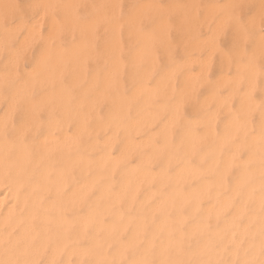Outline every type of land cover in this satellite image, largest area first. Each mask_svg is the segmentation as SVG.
<instances>
[{
  "label": "rangeland",
  "instance_id": "obj_1",
  "mask_svg": "<svg viewBox=\"0 0 264 264\" xmlns=\"http://www.w3.org/2000/svg\"><path fill=\"white\" fill-rule=\"evenodd\" d=\"M50 1L51 0H0V79L5 80L2 82L0 80V118L1 120L4 118L3 121L0 120V129L2 128V131L0 130V162H2L0 163V174L2 177L4 176L3 178L6 184V187H2L1 192L4 194L3 190H6L8 186L11 174L10 166L17 148L19 147L18 144L26 141L32 145V149L35 151L36 146H39L38 143L36 144V141L39 138L43 139L45 133H52L51 135L56 136L61 129H63L69 132V135H66L68 136L67 140H76V142L79 143L80 152L83 156L81 159L84 161L86 160L85 162L82 161L81 164V170L84 172L81 179H83L82 181H84V184L88 182L86 187L89 185V181L91 184L90 187L88 186L90 188L89 190L85 191L86 187L84 186L85 188L81 190L83 191L81 192L82 194L80 192L78 193V197L80 195L83 197H80L79 201L81 204L77 209L84 210L86 207L93 205L96 196L101 195L104 197L105 191L103 188L112 185V187H116L118 185L122 167L119 166L109 172L111 167L110 162H100L98 157L103 153H110L115 156V154H118L117 151L120 150L121 140L119 135L117 137L114 135V139H112L113 143L107 142L102 144V141L104 143L108 136L111 138L112 132L110 131H113V123L115 125V114L113 113L116 111V104H114L113 101L126 99L128 100V111L124 117L129 119V124L131 125H129V130H132L133 125H136V127L134 126L133 132L130 131L131 134L129 132V139L135 138V142L132 139L130 140L138 146L135 148V145L129 142V145L132 143L129 149V190L131 188V194H129V239L135 225H137V223L140 224V230L136 234L135 241L129 244V258L142 251L150 242L149 244L151 245L148 246L147 250L152 255L151 259H153V263L158 252L166 251V253L169 254L176 253L186 255L188 259L184 260L185 262L183 261L182 264H192L194 260L187 255H189L192 250L197 249L201 243H205L207 245L206 250L221 251L228 264H264V250H262L264 249V206H262L264 205V126H262L264 125V121H262V119L264 120V0H52L53 6L50 4ZM140 4L143 6L141 7ZM212 7L213 9H211ZM42 9L45 12H43ZM40 13L41 16L39 15ZM38 19H41V24ZM161 20L166 23H164L166 26H162L163 23ZM92 21L93 23H91ZM50 23L52 25H50ZM88 23L90 26L87 27L86 25H89ZM56 24L59 31H54L57 30ZM53 25L56 28H53ZM28 26H31L33 33L31 32V28L28 29ZM49 26L52 27L53 31L56 33L53 34L52 31L51 34ZM84 26L86 29H83ZM160 26L162 28H160ZM87 28L89 30H87ZM28 32L32 33L34 37L29 36ZM46 33H49V35ZM114 41L116 44H114ZM196 42L199 44L198 46L196 45L197 48L194 45ZM75 44V47H77L76 49L73 46ZM110 44L117 46L116 49L114 50L115 47H111ZM48 45L50 47H48ZM83 45H85L84 49L82 48ZM59 46H61L62 49H58ZM105 46H109L111 51L108 49L109 47L105 48ZM193 46L195 48H192ZM47 47L49 51L46 52L45 50ZM213 47L215 51L211 50ZM72 48V51L75 52L73 55L70 50ZM57 50H61L60 54ZM44 52L48 53V58H46ZM83 52H85L84 56L82 54ZM208 55L210 57H208ZM52 56L57 57L54 58ZM203 56L206 57L204 58ZM40 57L43 58V61ZM61 57H65L64 59L62 58L64 61ZM69 57H71L72 60L71 58L69 59ZM187 58L191 59L188 60ZM205 59H208L209 62ZM40 60L43 63L39 62ZM202 60L204 61L202 64L204 63L205 65V63H207L205 69L202 65V69H204L203 72L205 71L204 73L200 72ZM186 61L188 64H186ZM39 63H41V70ZM42 64L44 66H42ZM112 64L114 71L111 70ZM35 65L37 67H35ZM236 66H240V68ZM38 68L40 73H37ZM32 69H37V71ZM35 71L36 73H34ZM190 71H192V74L194 72L197 73L192 75ZM198 73L199 75H197ZM92 74H95L93 79H91L93 76ZM108 74L110 75L109 78L113 75L109 82V78L107 80L104 79ZM30 75H35L36 78H32L35 76L30 77ZM49 75L52 78L49 77ZM190 75L194 78H190ZM224 75L226 79L223 77ZM44 76L50 79L47 80ZM236 76L237 79H235ZM250 76L253 77V79H250ZM73 77H75V80ZM185 77H187V80ZM217 79L220 80L219 84ZM228 79L229 82L225 81ZM72 80L74 83H71L73 84L71 86L69 82ZM101 80L104 82H101ZM235 82L237 84H235ZM40 83L41 85H39ZM146 83H148V85ZM190 83L193 84L194 87ZM221 83L222 85H220ZM149 85L150 89L154 86L152 90L155 91L151 92L149 89L152 97L150 94V96H148L146 93ZM100 86H102L103 89H100ZM136 86H140V89L138 88L139 90L137 91L135 90ZM145 86L147 88L146 90ZM58 87L60 89H58ZM182 87L184 88L183 90ZM83 89L84 91L82 93ZM85 89L88 90L85 91ZM248 89H251L250 93ZM94 90H100L99 93H96V95L98 94L100 96L97 97ZM157 90L159 92H157ZM52 92L53 94H51ZM55 92L58 93V95H56ZM101 92H104L106 97L101 95ZM178 92H180L181 95ZM61 94H65L63 97L66 104L62 102L63 100L61 98L63 97ZM179 96H182V98ZM208 96L209 99L207 100ZM41 97L43 99H41ZM144 97L148 98L146 99ZM45 98H47L48 101H46ZM77 98L80 99L77 101ZM92 98L94 99L93 102H91ZM133 98L135 100H133ZM81 99L83 102H81L79 106V103L76 104V101L80 102ZM95 100L99 101L98 104H96L97 102L95 103ZM218 101L219 103H217ZM140 103H143L145 106L140 105ZM31 104H33V109ZM71 104H76L77 107ZM157 104H160L161 107ZM87 105L92 106L93 109L87 107ZM13 107L14 112L12 110ZM86 108H89V111L92 109V112L96 115L92 112L87 113L88 110ZM147 110L151 112L148 111L144 113ZM152 113L155 114L151 115ZM8 114L10 116H8ZM109 114L111 117H109ZM148 114L156 118H151ZM172 115L174 118H171ZM138 116L140 118H138ZM7 117H9V120ZM144 117L148 119L149 125H145L147 123H144ZM167 117H169V119ZM141 118H143V125ZM149 118L151 120H149ZM167 119L168 122H166ZM25 121L28 125H26V127L24 126ZM95 121L98 122L95 123ZM133 121L135 123L138 121L141 126L139 124L137 128V123L133 124ZM170 121L171 123H169ZM229 121L231 123H229ZM2 122L4 123L3 125ZM102 123H106L108 126L106 124H104L106 125L104 126ZM228 123L229 125H233L234 128H232L231 125L229 126ZM100 125H102V127H100ZM23 126L25 128H23ZM52 126L53 128H49ZM76 126L78 128L81 126V128H85L86 133L83 134L84 129H82L80 131L82 133L79 134L81 128L77 129ZM91 126H93V130L95 129L94 132ZM75 127L79 135L72 134L73 131L76 130ZM209 127H213V130L210 131L208 129ZM99 128L101 131H99ZM102 128L105 129V131H103ZM19 129H21L23 133H18L20 134L18 136L17 132H21ZM138 130L139 132H137ZM229 131L233 134L229 133ZM91 133H94V135ZM253 133L255 134L253 135ZM257 133H259L258 136L261 135L260 138L256 136ZM231 134L232 137L230 138ZM51 135L47 136L53 139ZM71 135H77V138ZM136 135L138 138L135 137ZM251 135L257 138L252 139ZM47 136L45 137L48 139ZM69 136L72 138L70 139ZM100 136L101 138H99ZM110 138L108 139L109 141ZM139 138H144V141ZM90 140L91 144H89ZM220 141L222 143H220ZM93 142L94 144H92ZM46 143H48V141H46ZM2 144L6 147L4 145L2 146ZM107 144L111 149H109ZM43 145L47 147V144ZM104 145H106V147ZM233 145H236V147H233ZM233 148L237 150L234 149V151ZM43 149L45 148L41 146L38 148L39 151ZM83 149L84 151H82ZM53 150H50L49 153H44V161H49L47 159H51V161L56 160L59 154L58 149ZM44 151L40 152L43 153ZM227 153H229L228 156ZM48 154L50 155L47 156ZM226 156L227 159H225ZM144 157H147V160H145ZM93 159L95 160L94 162H92ZM212 160L214 162H211ZM144 161L146 163H144ZM95 162L102 163L99 164L101 167L98 164L94 165ZM174 163H177V166L174 165ZM187 165L190 167L187 169L190 175L187 174L188 172L184 173ZM222 165L224 167H222ZM178 166H181L180 168L182 171L177 170V168H179ZM141 168L142 170L139 171ZM184 168L185 170H183ZM192 169L195 170L193 173L191 172ZM262 169L263 171H261ZM146 170L149 174H143ZM174 170L178 173L180 172V174ZM152 173L155 174V176L153 175L154 177H152ZM158 173L160 175H158ZM145 175L148 178H146ZM179 175L183 180H181L182 178H180ZM24 176L26 181H30L29 176ZM141 176L144 178H141ZM175 177H177V179ZM71 179L76 183L79 181V173L76 169L72 170L70 180ZM137 179L138 182L135 181ZM92 180H94V182ZM139 180L143 182H139ZM215 180L217 182H214ZM203 182L206 183L207 186L205 184L203 185ZM135 183H139L137 188L136 185L134 186ZM236 184H238V186H235ZM53 186L55 185L50 186L49 184L46 187L51 188ZM131 186H134L136 189ZM248 186H250V188H248ZM81 187L79 188L81 189ZM132 189H134V191H132ZM192 190L197 193L193 192L195 196H193V193H190ZM227 190L228 192L232 191L230 193L233 194L231 195ZM186 191L189 193H185ZM148 192H151L149 193L150 197H147ZM47 195L49 196L50 194L47 193ZM47 195L45 196L48 197ZM168 197H174V199L171 198V200H168ZM177 198L179 201H177ZM221 198L224 199V202L226 200L229 202L227 201L228 204L218 211L219 207L221 208L223 204H221ZM237 198L240 201H238ZM259 199L260 201L257 202ZM213 200L215 210L211 211L213 207L210 202ZM90 201H93V203ZM209 203L210 205L208 206ZM152 205H157V207ZM204 205L209 208L206 209L203 207V210L200 211ZM218 205L220 206L216 209L215 207ZM165 206H167V208ZM210 206L212 209H210ZM232 212L234 213L232 214ZM231 214L233 215L232 217ZM251 214H253L254 217ZM176 215L179 218H177ZM249 216L251 218H249ZM249 219L252 221L250 222ZM188 226L189 229H187ZM243 227L245 228L244 230ZM194 228H196L195 231L193 230ZM228 233L232 236H229ZM178 234H180V236ZM177 236H179V238ZM84 240H86L85 237L79 241L81 246H84ZM46 255L47 252L45 251L39 257V264L44 263ZM248 259H250V261H248ZM237 260L238 263H236Z\"/></svg>",
  "mask_w": 264,
  "mask_h": 264
},
{
  "label": "bare ground",
  "instance_id": "obj_2",
  "mask_svg": "<svg viewBox=\"0 0 264 264\" xmlns=\"http://www.w3.org/2000/svg\"><path fill=\"white\" fill-rule=\"evenodd\" d=\"M45 1V0H44ZM52 1V0H51ZM50 1V2H51ZM38 2V1H37ZM42 2V1H41ZM73 2V1H72ZM146 2V1H145ZM250 2V1H249ZM49 3V2H48ZM144 3V2H143ZM40 4V3H39ZM44 4V3H43ZM51 5H52V2L50 3ZM70 4H72V3H70ZM152 4V3H151ZM69 5V4H68ZM141 5V4H140ZM145 5H147V4H145ZM48 6V5H47ZM46 6V7H47ZM53 6V5H52ZM143 5H141V7H142ZM150 6V5H149ZM212 6V5H211ZM67 7V6H66ZM145 7V6H144ZM206 7V6H205ZM209 7V6H208ZM48 8V7H47ZM108 8V7H107ZM142 9V8H141ZM144 9V8H143ZM170 9V8H169ZM209 9H210V7H209ZM211 9H213V7L211 8ZM215 9V8H214ZM227 9V8H226ZM43 10V9H42ZM168 10V9H167ZM171 10V9H170ZM204 11V10H203ZM41 12V11H40ZM43 12H45L44 10H43ZM142 12V11H141ZM140 12V13H141ZM211 12V11H210ZM44 14V13H43ZM43 14H42V16H43ZM113 14V13H112ZM40 16H41V13L39 14ZM139 15V14H138ZM38 16V15H37ZM106 16V15H105ZM108 16V15H107ZM49 17V16H48ZM40 18V17H39ZM54 18V17H53ZM40 20L41 19H38V21L40 22ZM56 20V19H55ZM102 20V19H101ZM52 21V20H51ZM137 21V20H136ZM42 22V21H41ZM41 22H40V24H41ZM57 22V21H56ZM55 22V23H56ZM62 22V21H61ZM131 22V21H130ZM161 22H162V20H161ZM21 23V22H20ZM19 23V24H20ZM90 23V22H89ZM88 23V24H89ZM91 23H93V21L91 22ZM163 24H162V26L164 25V26H166L165 24V22L163 21L162 22ZM165 23V24H164ZM26 24V23H25ZM27 25V24H26ZM50 25H52L51 23H50ZM55 25V24H54ZM53 25V28L55 27ZM85 25V24H84ZM171 25V24H170ZM191 25V24H190ZM61 26H62V24H61ZM87 27L88 26H90V24L89 25H86ZM199 26V25H198ZM29 28L28 29H30L31 28V26H28ZM56 27H57V24H56ZM55 27V28H56ZM183 27V26H182ZM191 27V26H190ZM53 28L52 27H50L49 26V29H51V30H49V31H51V34H52V31H53ZM116 28V27H115ZM153 28V27H152ZM160 28H162L161 26H160ZM159 28V29H160ZM199 28V27H198ZM83 29H86L85 28V26H84V28ZM163 29H166V28H163ZM64 30V29H63ZM87 30H89L88 28H87ZM86 30V31H87ZM161 30V29H160ZM181 30V29H180ZM29 31V30H28ZM35 31V30H34ZM54 31H59L58 30V27H57V30H54ZM53 31V34L54 33H56V32H54ZM31 32H32V28H31ZM63 32V31H62ZM29 33V32H28ZM33 33V32H32ZM32 33H29V36H32V37H34L33 36V34ZM50 33V32H49ZM49 33H46V34H48L49 35ZM88 33H91V32H88ZM30 34H32V35H30ZM171 34V33H170ZM67 35V34H66ZM28 36V37H29ZM139 36H140V34H139ZM150 36H152V35H150ZM162 36V35H161ZM49 37V36H48ZM27 38V37H26ZM30 38V37H29ZM139 38V37H138ZM143 38V37H142ZM145 38V37H144ZM186 38V37H185ZM34 39V38H33ZM92 39V38H91ZM140 39V38H139ZM187 39V38H186ZM49 40V39H48ZM53 40V39H52ZM89 40V39H88ZM101 40V39H100ZM50 42V41H49ZM79 42V41H78ZM200 42V41H199ZM77 43V42H76ZM198 42H196V44L194 43V45L196 46H198L199 44H197ZM114 44H116L115 43V41H114ZM50 45V44H49ZM48 45V47H50ZM78 45V44H77ZM111 45V44H110ZM74 47L76 46V44L75 45H73ZM84 46L85 45H83L82 46V48L84 49ZM115 47L114 48V50L116 49V47L117 46H114L113 44L111 45V47ZM197 46H196V48H197ZM212 46V45H211ZM48 47L46 48V52L47 51H49L48 50ZM54 47V46H53ZM61 46H59V48L58 49H62V47L60 48ZM72 47V46H71ZM107 47H109V46H107ZM106 46H105V48H107ZM215 47V46H214ZM214 47H213V49H211V50H214ZM66 48V47H65ZM77 47H75V49H76ZM79 48V47H78ZM139 48V47H138ZM192 48H195L194 46L192 47ZM212 48V47H211ZM110 51H111V48L109 47L108 48ZM219 49V48H218ZM54 50H56V49H54ZM71 50V54L73 55V53H75L74 51H72L73 50V48L72 49H70ZM113 50V49H112ZM187 50H189V49H187ZM199 50V49H198ZM61 51V50H60ZM60 51L59 50H57V52H59V54H60ZM87 51V50H86ZM134 51H136V50H134ZM142 51V50H141ZM193 51V50H192ZM215 51V50H214ZM46 52H44V54H46L45 56H46V58H48L47 57V55H48V53H46ZM77 52H78V50H77ZM196 52V51H195ZM209 52V51H208ZM211 52V51H210ZM43 53V52H42ZM41 53V54H42ZM54 53V52H53ZM68 53H69V50H68ZM84 53L85 52H83L82 54H83V56H84ZM107 53H109V52H107ZM91 54V53H90ZM101 54V53H100ZM110 54V53H109ZM139 54H140V52H139ZM145 54V53H144ZM206 54V53H205ZM43 55V54H42ZM53 55H55V54H53ZM66 55H67V52H66ZM86 55V54H85ZM103 55V54H102ZM133 55V54H132ZM223 55H224V53H223ZM222 55V56H223ZM49 56V55H48ZM57 56H58V54H57ZM56 56V57H57ZM71 56V55H70ZM135 56H137V55H135ZM134 56V57H135ZM52 57H54V58H56L55 56H52ZM66 57H68V56H66ZM133 57V58H134ZM138 57H139V55H138ZM187 57H189V56H187ZM193 57V56H192ZM204 57V56H203ZM206 57V56H205ZM204 57V58H205ZM208 57H210L209 55H208ZM238 57V56H237ZM41 58V60L43 61V58L42 57H40ZM45 58V59H46ZM59 58V57H58ZM57 58V59H58ZM63 57H61V59H62ZM65 58V57H64ZM63 58V59H64ZM71 57H69V59H70ZM104 58V57H103ZM117 58V57H116ZM224 58V57H223ZM225 58H227V57H225ZM235 58V57H234ZM44 59V60H45ZM62 59V60H63ZM81 59H82V57H81ZM137 59V58H136ZM138 59H140V58H138ZM164 59V58H163ZM188 59V58H187ZM191 59V58H190ZM190 59H188V60H190ZM197 59L199 60V58L197 57ZM209 59V58H208ZM208 59H205V60H207L208 61ZM39 61V62H41V63H43L42 61ZM53 60H55V61H57L56 59H53ZM66 60V59H65ZM71 60H72V58H71ZM74 60V59H73ZM84 60V59H83ZM133 60V59H132ZM152 60V59H151ZM210 60V59H209ZM220 60V59H219ZM225 60V59H224ZM50 61V60H49ZM64 61V60H63ZM75 61V60H74ZM134 61H136V60H134ZM133 61V62H134ZM138 61V60H137ZM196 61V60H195ZM221 61V60H220ZM52 62H54V61H52ZM51 62V63H52ZM73 62V61H72ZM76 62V61H75ZM112 62V61H111ZM110 62V63H111ZM202 62H204L203 60L201 61V64H200V67H201V70H200V72H202V73H204L203 72V70L205 69V65H207V63H205V65H204V63L202 64ZM209 62V61H208ZM41 63H39V67H40V70L42 69L41 68ZM69 63V62H68ZM67 63V64H68ZM71 63V62H70ZM100 63V62H99ZM114 63V62H113ZM182 63V62H181ZM183 63H184V61H183ZM191 63V62H190ZM196 63V62H195ZM21 64V63H20ZM49 64V63H48ZM108 64H109V62H108ZM115 64H116V62H115ZM115 64H114V66H115ZM117 64H118V62H117ZM121 64V63H120ZM132 64H134V63H132ZM176 64V63H175ZM186 64H188V62L186 61ZM220 64V63H219ZM52 65V64H51ZM73 65V64H72ZM135 65H136V63H135ZM204 66V69H202V67ZM42 66H44L43 64H42ZM54 66V65H53ZM52 66V67H53ZM226 66V65H225ZM35 67H37L36 65H35ZM56 67V66H55ZM72 67H74V66H72ZM199 67V66H198ZM237 68H240V66L238 67V66H236ZM243 67V66H242ZM241 67V68H242ZM32 68V67H31ZM30 68V69H31ZM76 68V67H75ZM80 68V67H79ZM112 69L111 70H113V64H112V67H111ZM245 68V67H244ZM243 68V69H244ZM25 69V68H24ZM47 69V68H46ZM49 69V68H48ZM71 69V68H70ZM77 69V68H76ZM119 69V68H118ZM234 69H236V68H234ZM243 69H241V70H243ZM32 70H36L37 71V69H32ZM31 70V71H32ZM50 70V69H49ZM80 70V69H79ZM115 70L117 71V69L115 68ZM199 70H197V71H199ZM240 70V69H239ZM252 70H254V71H256L255 69H252ZM36 71L34 72V73H36ZM64 71V70H63ZM69 71V70H68ZM114 71V70H113ZM196 71V70H195ZM1 72V71H0ZM51 72V71H50ZM58 72V71H57ZM109 72H110V69H109ZM192 71H190V73H191ZM194 72V71H193ZM253 72V71H252ZM13 73V72H12ZM30 73V72H29ZM37 73H40L39 72V68H38V71H37ZM64 73V72H63ZM118 73V72H117ZM189 73V74H190ZM194 73H197V72H194ZM193 73V74H194ZM207 73V72H206ZM205 73V74H206ZM251 73V72H250ZM7 74V73H6ZM48 74V73H47ZM46 74V75H47ZM65 74V73H64ZM109 74H111V73H109ZM107 75L106 77H104V79L105 80H107L108 78H109V76L110 75ZM167 75H169L168 73H166ZM172 74V73H171ZM192 74V73H191ZM192 74V75H193ZM201 74V73H200ZM236 74V73H235ZM253 74V73H252ZM36 75V74H35ZM35 75H30V77L31 76H35ZM84 75V74H83ZM93 75V74H92ZM95 75V74H94ZM94 75L91 77V79H93V77H94ZM105 75V74H104ZM166 75V76H167ZM188 75V74H187ZM197 75H199V73L197 74ZM196 75V76H197ZM237 75V74H236ZM239 75V74H238ZM42 76H43V74H42ZM54 76H55V74H54ZM113 75H111V77H112ZM186 76V75H185ZM191 76V75H190ZM189 76V77H190ZM195 76V77H196ZM219 76V75H218ZM221 76H222V74H221ZM232 76H234V75H232ZM23 77V76H22ZM45 77V76H44ZM47 77V76H46ZM45 77V78H46ZM49 77H51L50 75H49ZM111 77L109 78V80H108V82L110 81V79H111ZM168 77V76H167ZM200 77V76H199ZM223 77H225V75L223 76ZM32 78H36V76L35 77H32ZM52 78V77H51ZM55 78H57V77H55ZM74 78V80H75V77H73ZM190 78H194L193 76H191ZM220 78V77H219ZM228 78V77H227ZM230 78V77H229ZM253 79V77H251L250 76V79ZM13 79V78H12ZM43 79V78H42ZM47 79V78H46ZM50 79V78H49ZM49 79H47V80H49ZM89 79V78H88ZM96 79V78H95ZM113 79V78H112ZM185 79L187 80V77H185ZM189 79V78H188ZM203 79V78H202ZM205 79V78H204ZM214 79H216V78H214ZM225 79H226V77H225ZM235 79H237V76L235 77ZM249 79V80H250ZM1 80V79H0ZM32 80V79H31ZM53 80V79H52ZM102 80H103V78H102ZM101 80V82H104V81H102ZM197 80V79H196ZM195 80V81H196ZM218 80V79H217ZM2 81H5V80H1V82ZM32 81H35V80H32ZM40 81V80H39ZM44 81V80H43ZM56 81V80H55ZM54 81V82H55ZM77 81V80H76ZM93 81V80H92ZM91 81V82H92ZM167 81V80H166ZM171 81V80H170ZM199 81V80H198ZM202 81V80H201ZM219 81L220 80H218L217 82H218V84H219ZM225 81H228L229 82V79L228 80H225ZM224 81V82H225ZM235 81V80H234ZM251 81V80H250ZM53 82V83H54ZM190 82H191V80H190ZM197 82V81H196ZM200 82V81H199ZM203 82V81H202ZM237 82V81H236ZM235 82V84H237ZM248 82V81H247ZM252 82H253V80H252ZM32 83H36V82H32ZM42 83V82H41ZM41 83L39 84V85H41ZM70 84L71 83H74V81L72 80L71 82H69ZM93 83V82H92ZM155 83H157V82H155ZM215 83H216V80H215ZM226 83V82H225ZM38 84V83H37ZM48 84V83H47ZM102 84V83H101ZM118 84V83H117ZM147 85H148V83H146ZM191 84V83H190ZM217 84V85H218ZM252 84H254V83H252ZM252 84H249V85H252ZM20 85V84H19ZM18 85V86H19ZM22 85V84H21ZM24 85V84H23ZM32 85V84H31ZM34 85H36V84H34ZM45 85V84H44ZM51 85V84H50ZM53 85H55V84H53ZM62 85V84H61ZM73 84H71V86H72ZM76 85V84H75ZM92 85V84H91ZM188 85V84H187ZM192 86H193V84H191ZM220 85H222V83L220 84ZM224 85V84H223ZM47 86V85H46ZM151 86H152V84H151ZM157 86V85H156ZM162 86H163V84H162ZM167 86V85H166ZM172 86V85H171ZM190 86V85H189ZM1 87V86H0ZM23 87V86H22ZM31 87V86H30ZM57 87V86H56ZM102 86H100V89H103V87L101 88ZM148 87V86H147ZM184 87V86H183ZM182 87V90L185 88H183ZM194 87V86H193ZM232 87H233V84H232ZM247 87V86H246ZM19 88V87H18ZM44 88V87H43ZM46 88V87H45ZM60 88H61V86H60ZM59 87H58V89H60ZM83 88H85V87H83ZM88 88H90V87H88ZM117 88V87H116ZM137 88V89H136ZM136 88H135V90L137 91V90H139L140 89V86H136ZM139 88V89H138ZM152 88H154V86L152 87ZM152 88L150 89V85H149V88H148V90L150 89L151 90V92L152 91H155V90H152ZM181 88V87H180ZM252 88V87H251ZM21 89V88H20ZM28 89V88H27ZM66 89V88H65ZM64 89V90H65ZM147 88H146V86H145V90H146ZM56 90H57V88H56ZM55 90V91H56ZM69 90V89H68ZM86 90H88V89H85V91ZM144 90V91H145ZM146 91V93L148 94V96H150L151 95V97H152V94L150 93V90L149 91ZM158 90H159V88H158ZM157 90V92H159ZM187 90V89H186ZM250 90L251 89H248V91H249V93H250ZM25 91H26V89H25ZM61 91V90H60ZM66 91V90H65ZM65 91H64V93H65ZM83 91H84V89L82 90V93H83ZM95 91V90H94ZM96 91H98V92H96ZM95 91V95H96V93H99L100 92V90H96ZM128 91V90H127ZM134 91V90H133ZM132 91V92H133ZM185 91V90H184ZM241 91H244V90H241ZM19 92V91H18ZM54 92V91H53ZM53 92L51 93V94H53ZM57 92H58V90H57ZM68 92V91H67ZM119 92V91H118ZM193 92V91H192ZM228 92V91H227ZM50 93V92H49ZM56 93V92H55ZM59 93V92H58ZM58 93H56V95H58ZM61 93H62V91H61ZM94 93V92H93ZM92 93V94H93ZM137 93H141V92H137ZM180 95H181V93L180 92H178ZM188 93V92H187ZM225 93V92H224ZM242 93V92H241ZM15 94V93H14ZM13 94V95H14ZM19 94H20V92H19ZM23 94V93H22ZM66 94V93H65ZM65 94H61L62 95V97L63 96H65ZM101 95H104V92L102 93H100ZM129 94V93H128ZM150 94V95H149ZM211 94V93H210ZM214 94V93H213ZM243 94V93H242ZM46 95V94H45ZM55 95V94H54ZM67 95V94H66ZM132 95V94H131ZM139 95V94H138ZM157 95H158V93H157ZM161 95V94H160ZM182 95H183V93H182ZM226 95V94H225ZM229 95V94H228ZM19 96V95H18ZM50 96V95H49ZM52 96V95H51ZM60 96V95H59ZM59 96H58V98H59ZM97 97L98 96H100V95H96ZM133 96H134V94H133ZM230 96V95H229ZM245 96V95H244ZM39 97V96H38ZM43 97H45V96H43ZM57 97V96H56ZM55 97V98H56ZM104 97H106L105 95H104ZM180 97V96H179ZM203 97H205V96H203ZM212 97V96H211ZM50 98H53V97H50ZM113 98V97H112ZM144 98H146V97H144ZM143 98V99H144ZM148 98V97H147ZM146 98V99H147ZM150 98V97H149ZM180 98H182V96L180 97ZM41 99H43L42 97H41ZM60 99V98H59ZM58 99V100H59ZM63 101L62 102H64V97L63 98H61ZM61 99H60V101H61ZM76 99V98H75ZM80 99V98H79ZM78 98H77V101L79 100ZM97 99H99V98H97ZM96 99V100H97ZM100 99H103V98H100ZM106 99V98H105ZM145 99V100H146ZM209 99V96H208V98H207V100ZM216 99V98H215ZM13 100H15V99H13ZM20 100V99H19ZM45 100L46 101H48L47 100V98H45ZM66 100V99H65ZM92 101L91 102H93V98L91 99ZM95 100V103L96 104H98V102L99 101H96ZM133 100H135L134 98H133ZM182 100V99H181ZM219 100V99H218ZM222 101H224L223 99H221ZM242 100V99H241ZM38 101V100H37ZM67 101V100H66ZM76 101V104H78L79 103V106L81 105L80 103L81 102H83L82 101V99H81V101L80 102H77ZM101 101V100H100ZM103 101V100H102ZM112 101V100H111ZM159 101V100H158ZM16 102H17V100H16ZM36 102V101H35ZM114 102V104H116V111H115V113H113V114H115L114 116H115V125H114V123H113V126H114V128H113V131H110V132H112V135H111V138L108 136L107 138H106V136H105V138L107 139H105V141H104V143H103V141H102V144H105V143H109V142H112L113 143V140L112 139H114V135H115V137H117L118 135L120 136L119 138H120V140H121V142H120V150H118L117 152H118V154L116 155L115 154V156L114 155H112V154H110V153H103V154H101V156H99L98 157V160L100 161V162H102L103 161V163H109L110 162V169H109V172L111 171V170H114V169H116L117 167H122V172H121V175H120V180H119V183H118V185L116 186V187H112V186H110V187H106V188H103V190L105 191V195H104V197H102L101 195V197L100 196H96L95 197V200H94V204L93 205H90L89 207H86L84 210L83 209H77L79 206H80V201H79V199H80V197L82 196V195H80L79 197H78V193L80 192H83V191H81V190H83L85 187H86V184H88V182L86 183V184H84V181H82L83 179H81L82 178V176H83V173L84 172H82V170H81V164H82V161H84L83 159H81V157H83L82 156V153L80 152V145H79V143L78 142H76V140L75 141H72V140H67V138H68V136H66V135H69L68 133V131L66 132L65 130H63V129H61V131L55 136V135H51V134H49V133H45V135L43 136V139L42 138H39L37 141H36V144L38 143L39 144V146H36V148H35V151H33V149H32V145L31 144H29L28 142H26V141H23L22 143H19L18 144V148H17V151H16V153H15V155H14V159L12 160V164H11V166H10V168H11V174H10V178H9V183H8V186H7V188H6V190H3L4 191V194H3V192H1L2 190V187H4L6 184H5V182H4V176L2 177L1 176V174H0V264H39L38 263V259H39V257L46 251L47 252V255H46V258H45V261H44V263L43 264H182V262L184 261V260H186V259H188L187 257H186V255H182V254H176V253H171V254H169V253H166V251H160V252H158L157 254H156V256H155V258H154V263H153V259H151L152 258V255L149 253V251L147 250V248H148V246L149 245H151V244H149L148 242V244L146 245V247L145 248H143V250L142 251H140L139 253H137L135 256H132V257H130L129 258V244L133 241H135V238H136V234H137V232L140 230L139 229V225L140 224H138L137 223V225H135V227H134V229H133V231H132V235H131V237H130V239H129V194H131V188H130V190H129V152H130V145L133 143V141H134V139H132V138H130V139H132V140H130L129 139V132L131 131V132H133V130H134V126L136 127V125H133L132 126V130H129L130 128V124H129V119L126 117H124L125 116V114L127 113V111H128V100H126V99H121V100H114L113 101ZM175 102V101H174ZM216 102V101H215ZM10 103H12V102H10ZM89 103V102H88ZM110 103V102H109ZM217 103H219V101L217 102ZM221 103V102H220ZM243 103V102H242ZM22 104V103H21ZM37 104V103H36ZM59 104V103H58ZM64 104H66L65 102H64ZM76 104H71L72 106H76ZM91 104V103H90ZM179 104V103H178ZM203 104V103H202ZM201 104V105H202ZM245 104V103H244ZM250 104V103H249ZM253 104V103H252ZM32 105L33 104H31V107H32ZM93 105V104H92ZM111 105V104H110ZM140 105H143V106H145L143 103L141 104L140 103ZM149 105V104H148ZM158 106H160V104H157ZM207 105V104H206ZM13 106H14V104H13ZM172 106V105H171ZM178 106V105H177ZM12 107V106H11ZM77 107V106H76ZM87 107H91L92 108V106H89V105H87ZM157 107V106H156ZM161 107V106H160ZM211 107V106H210ZM218 107V106H217ZM221 107V106H220ZM242 107V106H241ZM243 107H245V106H243ZM246 107H247V105H246ZM67 108V107H66ZM215 108V107H214ZM239 108V107H238ZM32 109H33V107H32ZM31 109V110H32ZM59 109H61V108H59ZM87 110L89 109V108H86ZM93 109V108H92ZM91 109V111H89L88 110V112L87 113H91L93 110ZM109 109H110V107H109ZM112 109V108H111ZM113 109L115 110V108L113 107ZM217 109V108H216ZM226 109V108H225ZM13 112H14V107H13ZM86 110V111H87ZM134 110V109H133ZM138 110H140V109H138ZM211 110V109H210ZM63 111V110H62ZM97 111V110H96ZM136 111H137V109H136ZM151 112L150 110H147L146 112H144V113H147V112ZM162 111V110H161ZM67 112H68V110H67ZM76 112V111H75ZM9 113V112H8ZM62 113V112H61ZM85 113V112H84ZM93 114H95L94 112H92ZM174 113H175V111H174ZM10 114V113H9ZM8 114V116H10ZM46 114V113H45ZM65 114V113H64ZM82 114V113H81ZM80 114V115H81ZM155 114V113H154ZM153 113L151 114V115H154ZM264 114V113H263ZM14 115V114H13ZM41 115V114H40ZM86 115V114H85ZM96 115V114H95ZM2 116V115H1ZM56 116H57V114H56ZM105 116V115H104ZM113 116V117H114ZM148 116H150V114H148ZM168 116V115H167ZM3 117V116H2ZM86 117V116H85ZM89 117V116H88ZM95 118H97L96 116H94ZM109 117H111L110 116V114H109ZM147 117V116H146ZM151 117V116H150ZM173 117V115L171 116V118ZM8 118V120H9V117H7ZM12 118V117H11ZM14 118H16V117H14ZM34 118H35V116H34ZM44 118V117H43ZM84 118V117H83ZM108 118V117H107ZM138 118H140L139 116H138ZM145 118V117H144ZM148 118V117H147ZM147 118H145V120H144V123L146 122L147 124H145V125H149L148 123H149V121H148V119ZM151 118H154V117H151ZM156 118V117H155ZM154 118V119H155ZM168 119H169V117H167ZM170 118V119H171ZM174 118V117H173ZM211 118V117H210ZM214 118V117H213ZM4 119V118H3ZM3 119L1 120V118H0V120L1 121H3ZM87 119V118H86ZM85 119V120H86ZM143 118H141V121H142V125H143V120H142ZM153 119V120H154ZM165 119V118H164ZM168 119H167V121L166 122H168ZM7 120V121H8ZM81 120V119H80ZM136 120V119H135ZM149 120H151L150 118H149ZM166 120V119H165ZM193 120V119H192ZM241 120V119H240ZM29 121H32V120H29ZM52 121V120H51ZM148 121V122H147ZM205 121V120H204ZM208 121V120H207ZM262 121H264L263 119H262ZM11 122V121H10ZM96 122H98V121H95V123ZM105 122V121H104ZM107 122V121H106ZM108 122H109V120H108ZM107 122V123H108ZM134 122V121H133ZM132 122V123H133ZM152 122V121H151ZM161 122V121H160ZM165 122V121H164ZM164 122H163V124H164ZM206 122V121H205ZM228 122V121H227ZM235 122H237V121H235ZM34 123V122H33ZM53 123V122H52ZM130 123H131V121H130ZM137 123V128L139 127V122L137 121L136 122ZM135 122L133 123V124H136ZM169 123H171V121L169 122ZM191 123H192V121H191ZM211 123V122H210ZM229 123H231L230 121H229ZM229 123H228V125H229ZM241 123H242V121H241ZM4 123L2 122V125H3ZM92 124V123H91ZM103 125L104 124H106V123H102ZM152 124V123H151ZM227 124V123H226ZM226 124H225V126H226ZM246 124V123H245ZM26 125H27V123H26V121H25V127H26ZM31 125H32V122H31ZM93 125V124H92ZM107 126H108V124H106ZM106 125H104V126H106ZM130 125V126H129ZM224 125V124H223ZM222 125V126H223ZM231 125V124H230ZM229 125V126H230ZM1 126V125H0ZM8 126H9V124H8ZM23 126V128H25ZM28 126V125H27ZM30 126V125H29ZM78 126V125H77ZM76 126V127H77ZM79 126H80V124H79ZM83 126V125H82ZM81 126V127H82ZM140 126H141V124H140ZM228 126V127H229ZM232 126V128H234L233 127V125H231ZM235 126H237V125H235ZM262 126H264V125H262ZM262 126H261V128H262ZM76 127H75V129H76ZM81 127H79V128H81ZM100 127H102V125H100ZM173 127V126H172ZM196 127V126H195ZM239 127V126H238ZM238 127H236V128H238ZM240 127H241V125H240ZM239 127V128H240ZM258 127V126H257ZM33 128V127H32ZM49 128H53V126L52 127H49ZM69 128V127H68ZM78 127H77V129H79ZM91 128H92V130H93V126H91ZM152 128V127H151ZM163 128V127H162ZM213 127H209L208 129L210 130V131H212L213 129H212ZM231 128V129H232ZM260 128V127H259ZM2 129V128H1ZM0 129V130H1ZM22 129V128H21ZM21 129H19V130H21ZM31 129V128H30ZM74 130L73 131V135L74 134H77V135H79V134H81L82 132H80L82 129H84L83 131V134L84 133H86V129L85 128H81L80 130H79V132H78V130ZM103 129V128H102ZM147 129H148V127H147ZM154 129V128H153ZM159 129V128H158ZM164 129H165V127H164ZM199 129V128H198ZM207 129V130H208ZM263 129H264V127H263ZM70 130V129H69ZM88 130V129H87ZM95 130V129H94ZM94 130H93V132H94ZM109 130H111V129H109ZM142 130V129H141ZM150 130H152V129H150ZM162 130V129H161ZM167 130V129H166ZM233 130H235V129H233ZM237 130V129H236ZM2 131V130H1ZM24 131H25V129H24ZM76 131H77V133H76ZM91 131V130H90ZM99 131H101V129L99 128ZM103 131H105V129H103ZM102 131V132H103ZM135 131H136V129H135ZM164 131V130H163ZM131 132H130V134H131ZM137 132H139V130L137 131ZM185 132V131H184ZM202 132H203V130H202ZM245 132V131H244ZM18 133H23V131L21 130V132H17V134ZM79 133V134H78ZM151 133V132H150ZM156 133V132H155ZM163 133V132H162ZM166 133V132H165ZM211 133V132H210ZM229 133H232L231 131H229ZM234 133H235V131H234ZM252 133V132H251ZM1 134V133H0ZM90 134V133H89ZM92 135H94V133H91ZM111 134V133H110ZM133 134V133H132ZM139 134V133H138ZM143 134V133H142ZM149 134V133H148ZM208 134V133H207ZM219 134V133H218ZM233 134V133H232ZM232 134H231V136H230V138L232 137ZM255 133H253V135H254ZM20 134H18V136H19ZM47 135H51V136H53V139H51L50 138V136H47ZM73 135H71L72 137H75V138H77L76 136L77 135H75V136H73ZM86 135V134H85ZM107 135H109V134H107ZM153 135V134H152ZM259 135V133H257L256 134V136L257 137H259L260 138V136H258ZM32 136V135H31ZM45 136H47L48 137V139L50 140H48ZM71 136H69V138L71 139L72 137ZM83 136V135H82ZM103 136V135H102ZM133 136V135H132ZM55 137V138H54ZM84 137V136H83ZM82 137V138H83ZM134 137V136H133ZM136 138H138L137 137V135L135 136ZM151 137V136H150ZM156 137V136H155ZM251 137H252V135H251ZM254 137V136H253ZM252 137V139H256L255 137L253 138ZM81 138V139H82ZM99 138H101V136L99 137ZM110 138V141L108 140ZM156 138H158V137H156ZM155 138V139H156ZM161 138V137H160ZM212 138V137H211ZM219 138H221V137H219ZM228 138V137H227ZM263 138V137H262ZM45 139H46V141H48V143H46V141H45ZM139 139H141V138H139ZM144 139V138H143ZM143 139H141L142 141H144ZM166 139V138H165ZM195 139V138H194ZM222 139V138H221ZM229 139V138H228ZM103 140V139H102ZM112 140V141H111ZM130 140V141H129ZM140 140V141H141ZM148 140V139H147ZM225 140V139H224ZM145 141H146V139H145ZM163 141H164V139H163ZM202 141V140H201ZM249 141H250V139H249ZM256 141V140H255ZM254 141V142H255ZM1 142V141H0ZM90 143L89 144H91V140L89 141ZM95 142H96V140H95ZM97 142H99V141H97ZM129 142H132V143H130V145H129ZM135 142V141H134ZM150 142V141H149ZM148 142V143H149ZM253 142V143H254ZM141 143V142H140ZM146 143V142H145ZM155 143H157V142H155ZM160 143V142H159ZM184 143V142H183ZM189 143V142H188ZM191 143V142H190ZM220 143H222L221 141H220ZM8 144H9V141H8ZM43 144H47V147H44V145ZM88 144V145H89ZM92 144H94V142L92 143ZM101 144V143H100ZM134 145H135V148H137L138 146H137V144H135V143H133ZM149 144H151V143H149ZM219 144V143H218ZM4 144H2V146H3ZM11 145V144H10ZM98 145V144H97ZM110 145V144H109ZM141 145V144H140ZM144 145H147V144H144ZM206 145V144H205ZM250 145V144H249ZM5 146V145H4ZM43 147V148H45V149H43V150H40L41 152L42 151H44V150H48V151H44L43 153H41L39 150H38V148L39 147ZM90 146V145H89ZM99 146V145H98ZM105 147H106V145H104ZM107 146H108V144H107ZM137 146V147H136ZM142 146H143V144H142ZM153 146V145H152ZM186 146V145H185ZM241 146V145H240ZM6 147V146H5ZM5 147H3V148H5ZM9 147V146H8ZM7 147V148H8ZM38 147V148H37ZM91 147V146H90ZM109 147V149H111V147L110 146H108ZM133 147V146H132ZM132 147H131V149H132ZM158 147H159V145H158ZM161 147H162V145H161ZM233 147H236V145H233ZM0 148H1V146H0ZM6 148V149H7ZM48 148H50V149H48ZM134 148V147H133ZM260 148V147H259ZM55 150V149H58V157L56 158V160L55 161H51V159H47V160H49V161H44V159H43V156H45L44 155V153H49L50 152V150ZM154 149V148H153ZM158 149V148H157ZM237 150L236 148H233V150ZM9 150V149H8ZM53 150V151H54ZM179 150V149H178ZM234 150V151H235ZM82 151H84V149L82 150ZM132 151H133V149H132ZM152 151V150H151ZM240 151V150H239ZM257 151V150H256ZM7 152V151H6ZM156 152V151H155ZM154 152V153H155ZM173 152V151H172ZM184 152V151H183ZM262 152H263V150H262ZM2 153V152H1ZM96 153V152H95ZM114 153V152H113ZM144 153V152H143ZM236 153V152H235ZM43 154V155H42ZM50 154H48L47 156H49ZM51 155H52V153H51ZM144 155V154H143ZM151 155H152V152H151ZM158 155H159V153H158ZM166 155V154H165ZM229 155V153H227V156ZM235 155V154H234ZM242 155V154H241ZM153 156V155H152ZM227 156L225 157V159H227ZM243 156V155H242ZM52 157V156H51ZM55 157V156H54ZM155 157V156H154ZM231 157H233V156H231ZM2 158V157H1ZM85 158V157H84ZM147 157H144V159L145 160H147L146 159ZM242 158V157H241ZM260 158V157H259ZM258 158V159H259ZM208 159V158H207ZM230 159V158H229ZM256 159V158H255ZM2 160V159H1ZM130 160H133V159H130ZM166 160V159H165ZM178 160V159H177ZM241 160V159H240ZM51 161V162H50ZM86 161V160H85ZM84 161V162H85ZM95 160L93 159V161L92 162H94ZM153 161V160H152ZM160 161V160H159ZM191 161H194V160H191ZM230 161V160H229ZM228 161V162H229ZM259 161V160H258ZM6 162V161H5ZM8 162V161H7ZM56 162V163H55ZM83 162V163H84ZM91 162V161H90ZM89 162V163H90ZM133 162V161H132ZM209 162V161H208ZM211 162H214L213 160L211 161ZM211 162H210V165H211ZM227 162V161H226ZM242 162H243V160H242ZM0 163H2V162H0ZM4 163V162H3ZM55 163V164H54ZM86 163H88V162H86ZM144 163H146L145 161H144ZM165 163H166V161H165ZM181 163V162H180ZM10 164V163H9ZM96 164H102V163H98V162H95V164L94 165H96ZM177 164V163H176ZM175 163H174V165H176ZM226 164V163H225ZM4 165V164H3ZM206 165V164H205ZM204 165V166H205ZM212 165H213V163H212ZM100 167H101V165H99ZM155 166V165H154ZM177 166V165H176ZM186 166V165H185ZM209 166V165H208ZM236 166V165H235ZM84 167V166H83ZM83 167H82V169H83ZM97 167V166H96ZM108 167V168H109ZM153 167V166H152ZM179 167V166H178ZM181 167V166H180ZM177 168V170L179 171H182L181 170V168ZM193 167V166H192ZM222 167H224L223 165H222ZM233 167H234V165H233ZM6 168V167H5ZM156 168V167H155ZM186 168V167H185ZM185 168L183 169V170H185ZM188 168H190L188 165H187V168H186V171H184V173L186 172H188L187 171V169ZM229 168V167H228ZM236 168V167H235ZM234 168V169H235ZM238 168V167H237ZM73 169H76L77 171H78V173H79V181L76 183L74 180H70V177H71V172H72V170ZM134 169V168H133ZM154 169V168H153ZM176 169V168H175ZM206 169H207V167H206ZM220 169H222V168H220ZM140 170H142V168L141 169H139V171ZM170 170V169H169ZM205 170V169H204ZM255 170V169H254ZM175 171V170H174ZM190 171V170H189ZM193 171H195V170H191V172L193 173ZM251 171V170H250ZM249 171V172H250ZM258 171V170H257ZM261 171H263V169L261 170ZM2 172V171H1ZM74 172V171H73ZM148 171L146 170V172L144 171L143 172V174L145 173V174H149V172L147 173ZM157 172H159V171H157ZM175 172H177V171H175ZM208 172H210V171H208ZM256 172V171H255ZM151 173V172H150ZM172 173V172H171ZM178 173V172H177ZM176 173V174H177ZM183 173V172H182ZM260 173V172H259ZM262 173V172H261ZM74 174V173H73ZM109 174V173H108ZM157 174V173H156ZM175 174V175H176ZM178 174H180V172L178 173ZM187 174H189L190 175V173L188 172ZM196 174V173H195ZM256 174H257V172H256ZM24 175H27V176H29L30 177V181L28 180V181H26L25 180V176ZM135 175V174H134ZM151 175V174H150ZM155 176V174L154 173H152V177H154ZM158 175H160L159 173H158ZM173 175V174H172ZM239 175H240V173H239ZM259 175V174H258ZM146 176V175H145ZM157 176V175H156ZM171 176V175H170ZM178 176V175H177ZM192 176V175H191ZM195 176V175H194ZM238 176V175H237ZM28 177V178H29ZM74 177H76V176H74ZM116 177V176H115ZM114 177V178H115ZM137 177V176H136ZM151 177V176H150ZM160 177V176H159ZM179 177L180 178H182L183 177V174H182V177L179 175ZM178 177V178H179ZM139 178H140V176H139ZM141 178H144V177H142L141 176ZM146 178H148L147 176H146ZM170 178V177H169ZM176 179H177V177H175ZM188 178H189V176H188ZM204 178V177H203ZM221 178V177H220ZM219 178V179H220ZM241 178V177H240ZM96 180V179H95ZM147 181H149L148 179H146ZM151 180V179H150ZM169 180V179H168ZM179 180V179H178ZM181 180H183V178L181 179ZM221 180V179H220ZM219 180V181H220ZM242 180V179H241ZM86 181V180H85ZM93 182H94V180H92ZM132 181H133V179H132ZM136 182H138V179L137 180H135ZM143 182L142 180H139V182ZM147 181H145V182H147ZM235 181V180H234ZM92 182V183H93ZM158 182V181H157ZM214 182H217L216 180L214 181ZM241 182V181H240ZM117 183V182H116ZM167 183V182H166ZM237 183V182H236ZM262 183V182H261ZM50 184V186L51 185H55V186H53V187H51V188H49V187H46L47 185H49ZM82 184V185H81ZM133 184V183H132ZM138 184L139 183H135L134 184V186L136 185V188L138 187ZM143 184V183H142ZM173 184V183H172ZM177 184V183H176ZM191 184V183H190ZM206 185V183H204L203 182V185ZM218 184V183H217ZM239 184V183H238ZM238 184H236L235 186H238ZM263 184V183H262ZM82 186V187H81ZM85 186V187H84ZM89 187L91 186V184H90V181H89V185H88ZM87 186V187H88ZM132 187V188H134V189H136L135 187ZM207 186V185H206ZM240 186H241V184H240ZM6 187V186H5ZM79 187H81V189L79 188ZM87 187H86V189H85V191L86 190H89L90 188L88 187V189H87ZM185 187V186H184ZM214 187V186H213ZM257 187H258V185H257ZM83 188V189H82ZM142 188V187H141ZM203 188V187H202ZM212 188V187H211ZM235 188V187H234ZM233 188V189H234ZM248 188H250V186H248ZM79 189H80V191H79ZM134 189H132V191H134ZM198 189V188H197ZM213 189V188H212ZM232 189V190H233ZM253 189V188H252ZM138 190V189H137ZM199 190V189H198ZM197 190V191H198ZM6 191V192H5ZM129 191H130V193H129ZM149 191H150V189H149ZM173 191V190H172ZM201 191H202V189H201ZM230 191V190H229ZM235 191H237V190H235ZM151 192H152V190H151ZM151 192H148V196L147 197H150L149 196V193H151ZM193 192H195L194 190H192L190 193L192 194ZM209 192V191H208ZM214 192V191H213ZM227 192H228V190H227ZM230 192H232V191H230ZM230 192H228V193H230ZM234 192V191H233ZM47 193H49L50 195L48 196L47 195ZM133 193V192H132ZM145 193V192H144ZM178 193V192H177ZM185 193H189V192H185ZM196 193V192H195ZM195 193H193V196H195ZM199 193V192H198ZM234 193H236V192H234ZM82 194V193H81ZM97 194V193H96ZM191 194H188V195H191ZM197 194V193H196ZM200 194V193H199ZM202 194V193H201ZM231 194V193H230ZM233 194V193H232ZM231 194V195H232ZM45 195H47L48 197H46ZM180 195V194H179ZM244 195V194H243ZM257 195V194H256ZM204 196V195H203ZM249 196V195H248ZM257 196H260V195H257ZM83 197V196H82ZM160 197V196H159ZM176 197V196H175ZM210 197V196H209ZM169 199L168 200H171V198H173L174 199V197H168ZM186 198H187V196H186ZM195 198V197H194ZM196 198H198V197H196ZM223 198V197H222ZM221 198V199H222ZM247 198V197H246ZM256 198V197H255ZM87 199V198H86ZM149 199V198H148ZM147 199V200H148ZM172 199V200H173ZM183 199V198H182ZM220 199V200H221ZM226 199V198H225ZM238 199V198H237ZM248 199V198H247ZM143 200V199H142ZM145 200V199H144ZM164 200V199H163ZM167 200V199H166ZM167 200V201H168ZM212 200V199H211ZM219 200V201H220ZM257 200V199H256ZM255 200V201H256ZM139 201V200H138ZM177 201H179L178 200V198H177ZM176 201V202H177ZM186 201H187V199H186ZM202 201V200H201ZM203 201H205V200H203ZM222 202H221V204H222V206H221V208L219 207L220 205H218L217 207H215L216 209L219 207V209H218V211H220V209H222V207L223 206H226V204H228L227 203V201L228 200H226L225 202H224V199H222L221 200ZM238 201H240L239 199H238ZM260 201V199L257 201V202H259ZM90 202H92L93 203V201H90ZM151 202V201H150ZM184 202H185V200H184ZM208 202H209V200H208ZM214 200L212 201V202H210V203H212V207H213V209H212V207L210 206V209H212L211 211H213V210H215L214 209V206L215 205H213L214 203ZM229 202V201H228ZM160 203V202H159ZM158 203V204H159ZM203 203V202H202ZM210 203L208 204V206L210 205ZM225 203V204H224ZM245 203V202H244ZM155 204H157V203H155ZM160 204H162V203H160ZM182 204V203H181ZM247 204V203H246ZM136 205V204H135ZM171 205V204H170ZM194 205V204H193ZM192 205V206H193ZM152 206H154V205H152ZM151 206V207H152ZM159 206V205H158ZM167 206H168V203H167ZM167 206H165L166 208H167ZM205 207V205L204 206H202V209L200 210V211H202L203 210V207L204 208H206V209H208L209 207ZM237 206V205H236ZM243 206V205H242ZM246 206V205H245ZM262 206H264V205H262ZM154 207H157V205H155ZM173 207H176V206H173ZM187 207V206H186ZM257 207V206H256ZM83 208V207H82ZM168 208H169V206H168ZM253 208V207H252ZM138 209V208H137ZM152 209V208H151ZM155 209V208H154ZM206 209H205V211H206ZM224 209V208H223ZM234 209V208H233ZM254 209H255V206H254ZM153 210V209H152ZM156 210V209H155ZM193 210V209H192ZM232 210V209H231ZM230 210V211H231ZM250 210H253V209H250ZM256 210V209H255ZM154 211V210H153ZM208 211V210H207ZM225 211V210H224ZM247 211V210H246ZM135 212V211H134ZM68 213V214H67ZM206 213V212H205ZM213 213V212H212ZM220 213V212H219ZM229 213V212H228ZM234 212H232V214H233ZM236 213V212H235ZM237 213H238V209H237ZM240 213V212H239ZM208 214V213H207ZM230 214V213H229ZM231 214V217L233 216ZM245 214V213H244ZM260 214H262V213H260ZM178 215V214H177ZM176 215V216H177ZM253 217H254V215L253 214H251ZM182 216V215H181ZM217 216V215H216ZM238 216H239V214H238ZM245 217V216H244ZM177 218H179L178 216H177ZM187 218H189V217H187ZM217 218H219V217H217ZM249 218H251L250 216H249ZM180 220V219H179ZM245 220V219H244ZM262 220V219H261ZM177 221H178V219H177ZM218 221V220H217ZM243 221V220H242ZM249 221H250V219H249ZM252 221V220H251ZM250 221V222H251ZM167 223V222H166ZM259 224H261L260 222H258ZM264 223V222H263ZM167 224H169V223H167ZM192 225V224H191ZM198 225V224H197ZM204 225V224H203ZM227 225H228V223H227ZM196 226V225H195ZM209 226V225H208ZM224 226V225H223ZM245 226V225H244ZM251 226V225H250ZM137 227V228H136ZM182 227V226H181ZM200 227V226H199ZM242 227V226H241ZM246 227V226H245ZM209 228V227H208ZM156 229H158V228H156ZM187 229H189V226H188V228ZM233 229V228H232ZM242 229V228H241ZM245 228L243 227V230H244ZM256 229V228H255ZM254 229V230H255ZM165 230V229H164ZM194 231L196 230V228H194L193 229ZM235 230V229H234ZM252 230V229H251ZM218 231V230H217ZM253 231V230H252ZM243 232V231H242ZM247 232V231H246ZM204 233V232H203ZM213 233V232H212ZM235 233V232H234ZM241 233V232H240ZM229 234V236H232V235H230V233H228ZM243 234H244V232H243ZM251 234V233H250ZM257 234V233H256ZM142 235H144V234H142ZM162 235V234H161ZM179 236H180V234H178ZM210 235H211V233H210ZM237 235V234H236ZM239 235V234H238ZM179 236H177L178 238H179ZM228 236V235H227ZM241 236H242V234H241ZM240 236V237H241ZM84 237L86 238V240H84V246H81V244L79 243V241L80 240H82V239H84ZM145 237V236H144ZM182 237V236H181ZM196 238V237H195ZM229 238V237H228ZM242 238V237H241ZM260 238V237H259ZM177 239V238H176ZM201 240V239H200ZM227 240H229V239H227ZM86 241V242H85ZM147 241H148V239H147ZM83 242V241H82ZM180 242V241H179ZM222 242V241H221ZM246 242V241H245ZM169 243V242H168ZM237 243V242H236ZM248 243V242H247ZM213 244V243H212ZM221 245H223V244H221ZM234 245H236V244H234ZM136 246V245H135ZM207 245L205 244V243H201L199 246H198V248L197 249H195V250H192V252L191 253H189V255H187V256H189V257H191L192 258V260H194V262L192 263V264H228L227 263V261L224 259V256H223V253L221 252V251H208V250H206L207 249V247H206ZM230 246V245H229ZM162 247V246H161ZM219 247V246H218ZM215 248V247H214ZM228 248V247H227ZM241 248V247H240ZM134 249V248H133ZM218 249V248H217ZM220 249H222V248H220ZM255 249V248H254ZM210 250V249H209ZM262 250H264V249H262ZM242 251V250H241ZM249 251V250H248ZM253 251V250H252ZM134 252V251H133ZM237 252V251H236ZM262 252V251H261ZM136 253V252H135ZM224 253H225V251H224ZM230 253H231V251H230ZM230 253H228V254H230ZM235 253V252H234ZM247 253V252H246ZM155 254V253H154ZM232 254V253H231ZM240 254V253H239ZM248 254V253H247ZM250 255V254H249ZM248 255V256H249ZM238 256V255H237ZM236 256V257H237ZM242 257V256H241ZM253 257V256H252ZM254 257H256V256H254ZM228 258V257H227ZM246 258V257H245ZM250 258V257H249ZM41 259H43V258H41ZM40 259V260H41ZM86 259V260H85ZM244 259V258H243ZM242 259V260H243ZM85 261V262H84ZM152 261V262H151ZM248 261H250V259H248ZM263 261V260H262ZM185 262V261H184ZM230 262V261H229ZM242 262V261H241ZM240 262V263H241ZM236 263H238V260H237V262ZM41 264V263H40ZM230 264H232V263H230ZM246 264V263H245ZM260 264V263H259Z\"/></svg>",
  "mask_w": 264,
  "mask_h": 264
}]
</instances>
